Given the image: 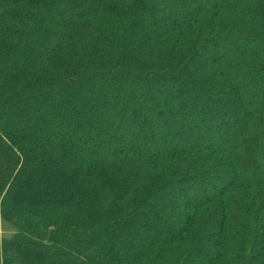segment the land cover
<instances>
[{"label": "trees", "instance_id": "1", "mask_svg": "<svg viewBox=\"0 0 264 264\" xmlns=\"http://www.w3.org/2000/svg\"><path fill=\"white\" fill-rule=\"evenodd\" d=\"M0 220V264H264V0H0Z\"/></svg>", "mask_w": 264, "mask_h": 264}, {"label": "clouds", "instance_id": "2", "mask_svg": "<svg viewBox=\"0 0 264 264\" xmlns=\"http://www.w3.org/2000/svg\"><path fill=\"white\" fill-rule=\"evenodd\" d=\"M12 232V227L10 225L5 226L3 220H0V237H8Z\"/></svg>", "mask_w": 264, "mask_h": 264}, {"label": "rangeland", "instance_id": "3", "mask_svg": "<svg viewBox=\"0 0 264 264\" xmlns=\"http://www.w3.org/2000/svg\"><path fill=\"white\" fill-rule=\"evenodd\" d=\"M209 126H210V124H205L206 131H208V130H211V129H212V128H210Z\"/></svg>", "mask_w": 264, "mask_h": 264}, {"label": "snow or ice", "instance_id": "4", "mask_svg": "<svg viewBox=\"0 0 264 264\" xmlns=\"http://www.w3.org/2000/svg\"><path fill=\"white\" fill-rule=\"evenodd\" d=\"M3 222H4V225H5V226H8V223H7V221H3Z\"/></svg>", "mask_w": 264, "mask_h": 264}]
</instances>
